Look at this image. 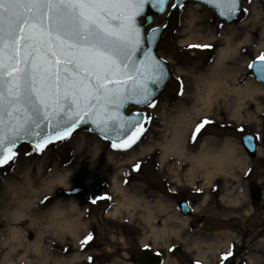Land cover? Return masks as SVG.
<instances>
[{
	"label": "rangeland",
	"instance_id": "obj_1",
	"mask_svg": "<svg viewBox=\"0 0 264 264\" xmlns=\"http://www.w3.org/2000/svg\"><path fill=\"white\" fill-rule=\"evenodd\" d=\"M165 21L166 15H162L156 17L153 24L161 26ZM227 35L240 42L237 52H231L224 63L236 71L238 84L264 85L254 78L248 67L264 52V0H241V10L231 21H221L208 7L187 1L175 11L171 26L162 33L157 44L156 52L170 71L169 80L155 97L157 106L154 109L127 106L125 109L126 112L141 110L153 118L146 134L131 150L112 149L108 141L90 132L86 126L79 127L65 141L49 144L42 152L33 151L28 143L17 145L15 161L0 166V195L8 196V201L14 190L12 203L26 198L31 203L23 208V215L17 220H0V264L4 252L16 243L14 240L3 242L11 226L21 231L23 240L14 248L6 264H134L136 253L141 250L159 253L162 257L160 264H220V254L227 252V247L235 245L238 248L245 243L239 237V230L253 229L256 233L259 227H264V208L252 213L242 196L245 184L240 180L244 178L243 170L264 167V147L259 141L256 156L251 159L240 145L241 134L251 132L260 137L264 132V92L242 97L237 109L234 104L223 108L220 100L215 101L186 126L187 153L197 151L203 142L213 148L221 147L226 141L235 146L234 153L243 161L226 163L223 167L225 173L216 172L206 179L201 167L194 166L173 151H165L163 147L172 137L175 117L193 106L195 85L214 65ZM192 44H211L212 48L190 49ZM234 111L235 115H232ZM204 118L213 123L204 128L197 141L192 142L189 139L191 129ZM29 152L32 154L26 155ZM137 162L141 166L134 170L133 165ZM191 167L193 173L189 175ZM55 176H65L68 182L62 181L63 186L58 182L48 187L47 180ZM202 179L207 190L216 181L227 180L230 186L226 188L233 191L236 187L234 194L241 196L234 207L226 209L225 204L217 203L215 207L206 208L211 215L207 216L204 226L200 224L202 210L194 191ZM114 182L121 185L126 194L147 200L154 209L155 218L147 222L145 210L140 206L119 207L118 213H109L118 201L124 200L115 190ZM105 193L112 197L111 201L91 202ZM46 196L48 199L41 203ZM188 196L194 201L191 202L192 213L186 215L178 210L176 203L179 198ZM73 201L78 206L74 204L72 210L63 215L75 214L70 224L71 232L60 227L48 213L56 204L68 208ZM229 212L235 215L231 216ZM229 215L231 223H218L217 218ZM178 216L186 218V222L181 223ZM152 226L160 230L166 227L168 232L154 237ZM172 228L178 230L177 235ZM89 233L93 239L82 247L80 241ZM227 236H230L229 243L223 241ZM218 239H222L223 245L216 252L193 244L199 242L202 245V241ZM35 241L39 242V247L32 245ZM202 251L206 262L198 256ZM246 259L248 264H264L263 253L254 249H243L229 264Z\"/></svg>",
	"mask_w": 264,
	"mask_h": 264
},
{
	"label": "snow or ice",
	"instance_id": "obj_2",
	"mask_svg": "<svg viewBox=\"0 0 264 264\" xmlns=\"http://www.w3.org/2000/svg\"><path fill=\"white\" fill-rule=\"evenodd\" d=\"M207 2L222 16L241 10L240 0ZM170 3L173 9L182 7L172 0H0V166L15 161L19 142L28 141L33 151L42 152L81 125H91L112 149L131 150L153 118L124 109L129 104L154 109L155 90L169 75L152 54L160 27L146 31L139 18L147 7L164 13ZM257 59L260 63L248 67L264 80V52ZM212 123L207 118L196 122L189 139L197 141ZM253 139L246 136L244 143L251 145ZM140 166L137 162L133 169ZM111 199L105 193L91 202ZM92 239L91 233L84 236L81 246ZM233 256L230 246L220 254V264Z\"/></svg>",
	"mask_w": 264,
	"mask_h": 264
},
{
	"label": "bare ground",
	"instance_id": "obj_3",
	"mask_svg": "<svg viewBox=\"0 0 264 264\" xmlns=\"http://www.w3.org/2000/svg\"><path fill=\"white\" fill-rule=\"evenodd\" d=\"M245 40H247V37H245ZM223 44L224 45L222 49L218 52V56L214 62V65L209 68L206 74L200 76V81L197 85H195V100L193 106L190 110L184 111L175 117L176 123L172 125V137L167 141L165 146H163L165 148V151H173L178 156H184L185 158L190 160L194 166L201 167L202 173H204L203 176L206 179L213 176L217 171H225L223 167L226 163L229 164L230 162H232L238 164L242 163L243 160L234 153L235 146L228 141H226L219 148H213L212 146H209L203 142L201 143L197 151H195L194 153H187V147L184 141L186 126H188L190 123L192 124L194 122L193 117H196L200 112H206L207 109L215 101L220 100L223 108H228L230 105L234 104L235 109H237L242 97L254 92H264V85L262 84L258 85L252 82H246L243 85L238 84L239 77L237 76V74H235L236 71L230 69L224 63H227L225 62V59L229 56V54H231V52H237L240 42L233 41L231 35H227ZM232 115H235V111L232 113ZM188 173L189 175L193 173L192 167L188 170ZM65 180H67V177L65 176H55L47 180V185L51 188L52 185L62 181L65 182ZM113 184L115 190L121 193L124 200L118 201V204L109 213H118L119 207L128 208L132 206H140L145 210V219L147 222H150L155 218L154 209L151 207L147 200H145L144 198L138 200V197L126 194L123 191L121 185H119L118 183L114 182ZM23 191L24 190L21 189V192ZM33 192L35 191H32V193ZM15 193L16 191L12 190V194L10 195L8 201V196H5V194L3 193L0 195V220H17L23 215V208L26 207L27 204L31 203V201L27 198L25 200H18L16 203H12V200L14 198L13 195H15ZM15 204L16 207H13V205ZM68 206H70V203L68 204ZM72 206H74V204ZM11 207L14 209H11ZM66 208V206L56 204L55 207L50 210L48 216L53 219L54 222H56L60 227L70 229L72 232V225L70 224L72 221H74L75 214L64 217L63 215L65 214ZM177 219L181 223L186 222V218L178 216ZM163 222L165 223V219L163 220ZM8 228V236L5 237L3 242L6 243L8 242V240H14L16 243L8 247V249L4 252L1 258V264H6L9 262L12 251L15 247L20 245L21 241L23 240V235L18 228L12 226ZM151 229L154 237L168 232L166 227H163L160 230L152 226ZM171 231L176 235L178 234L177 229L172 228ZM226 238L229 239L230 236H227ZM263 239L261 242H264ZM221 243L222 240L218 239L215 241H202V245H200L199 242H194L193 244L198 245L200 249L202 248L205 250H214L216 252ZM32 245L34 247H39V242L35 241ZM198 256L201 257L204 262L207 261V258L203 251L198 254Z\"/></svg>",
	"mask_w": 264,
	"mask_h": 264
},
{
	"label": "flooded vegetation",
	"instance_id": "obj_4",
	"mask_svg": "<svg viewBox=\"0 0 264 264\" xmlns=\"http://www.w3.org/2000/svg\"><path fill=\"white\" fill-rule=\"evenodd\" d=\"M249 170H251L250 173L247 176H245V172ZM217 172L225 173L226 170L217 171ZM243 172H244V178H241L240 180L244 182L245 184V192L242 193L243 194L242 196L244 197V200L246 201L248 206L252 208V213H253L254 211L258 209L264 208V167H261V168H250L249 167V169H245L243 170ZM227 186H230L229 184H227V180L221 179V180L216 181L215 184L210 185L209 186L210 188H208L207 190L206 185L204 184V179H202V182L201 184H199V188H198L201 191L197 192V198H196V201L199 202V206L202 210L200 213V217L202 219V222L200 223L201 225L204 226L205 223H207L206 221H208L207 216L211 215L210 212L205 210L206 208H210L213 206L215 207L218 203L220 205L225 204V208L228 209V208L234 207L235 204L238 202L237 199L241 196L237 195V193L234 194V189L236 187H233L234 189L232 191V189L230 188L227 189L226 188ZM238 190L241 193L240 188ZM183 199L186 200L189 208L193 210L191 202H193L194 199L189 198V196ZM229 213L232 214V212H229ZM234 215L235 214H232L231 216H234ZM231 216L230 215L221 216V218H217L218 223L221 225L231 223L232 222ZM217 219H214V220H217ZM263 221H264V216H263ZM239 232H240L239 234L240 239L245 241V243H242V245L239 246L238 248H235V245L233 246L230 245L234 253V256L227 261V264H229L231 260L235 259L242 252L243 249L249 250V251L254 249L255 251H259V252L261 251L264 255V242H261L262 239L264 238V227L263 226L259 227L256 233H255V230L254 231L253 229L248 230L247 228H244L243 230H239ZM229 234L232 235L233 233L230 232ZM229 239H223V241L228 240L227 242L229 243L230 241ZM219 240H222V239H219ZM223 241L221 245H223ZM248 262L249 261L247 259L245 261L237 260L233 262L232 264H239V263L248 264Z\"/></svg>",
	"mask_w": 264,
	"mask_h": 264
},
{
	"label": "water",
	"instance_id": "obj_5",
	"mask_svg": "<svg viewBox=\"0 0 264 264\" xmlns=\"http://www.w3.org/2000/svg\"><path fill=\"white\" fill-rule=\"evenodd\" d=\"M187 1L198 2V3H200V4H202V5L206 6V7H208L213 12L214 16L216 18H218L219 20H221V21H231V20H234L237 17L238 13H239L238 12L235 16H229V15H223L222 16V15H220L219 11L217 10V7L213 3L207 2V0H172V2H174V3L175 2H180L182 4L184 2H187ZM239 7L241 8V0H240ZM177 9L178 8L173 9L171 7V3L167 6V10L164 13H157L152 8L147 7L144 16H142V17L139 18V23L145 27V30L146 31L147 30H150V27H160V29H161L160 33L157 35L155 41L152 44V54L154 56L160 58L164 62L165 66H166V70L169 73V75L166 77L165 82L162 84V86L160 88H157L155 90V97L164 88L166 82L170 78V71L168 69V66H167L166 62L163 60V58H161L160 56H158V54H156V48H157V44H158V42H159V40L161 38L162 33L171 26V23H172L173 18H174V13H175V11ZM162 15H166V21H165V23L163 25H161V26L160 25H154L153 22H154L155 18L158 17V16H162ZM148 17H153V19L151 21H149L148 20ZM165 25H167V27H165ZM251 62L260 63V61L257 58L253 59ZM251 71H252V74H253L254 78L259 83H264V80H260V79L257 78L256 74L254 73V71L252 69H251ZM69 104H70V102H69ZM128 106H134V107H138V108L142 107V105L141 106H136V105H132V104H129ZM136 111H141V110H136ZM131 113L132 112H129L127 114H131ZM61 115H63V114H61ZM82 126H86L88 128V130L89 129H92V130H89V131L90 132H93V133L95 132V134H97L98 136H100L92 128L91 125H81L79 127H82ZM261 134L262 135L259 138V141H260L259 144H261L264 147V132L261 133ZM249 135H251L252 137H254L251 145H247V144L244 143V137L249 136ZM256 137L257 136L254 133H251V132H248L247 133V132H245L242 135L241 140H240V142H241L240 145H242V147L244 148L245 152L248 154V156L250 158H253L255 156V154H256V151H257V141H258V139H256ZM20 143H23V144L24 143H28V144H30L28 141H21L17 145H19ZM176 204H177L178 209L182 213H184V214H190V208H189L188 203L186 202L185 199L179 198L177 200V203ZM161 260H162L161 255L158 254V253H156V252H154V251L141 250V251H139V252L136 253L135 258H134V264H160L161 263ZM239 264H243V263H239Z\"/></svg>",
	"mask_w": 264,
	"mask_h": 264
},
{
	"label": "clouds",
	"instance_id": "obj_6",
	"mask_svg": "<svg viewBox=\"0 0 264 264\" xmlns=\"http://www.w3.org/2000/svg\"><path fill=\"white\" fill-rule=\"evenodd\" d=\"M179 130V129H178ZM65 182H68L67 180H65ZM60 186H63V182L60 184ZM73 204H76L77 206H78V203L77 202H75V201H73L71 204H70V206L67 208V209H65V211H71L72 210V205Z\"/></svg>",
	"mask_w": 264,
	"mask_h": 264
}]
</instances>
